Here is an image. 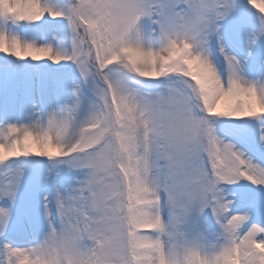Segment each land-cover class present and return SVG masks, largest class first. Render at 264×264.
Listing matches in <instances>:
<instances>
[{
  "label": "snow or ice",
  "instance_id": "1",
  "mask_svg": "<svg viewBox=\"0 0 264 264\" xmlns=\"http://www.w3.org/2000/svg\"><path fill=\"white\" fill-rule=\"evenodd\" d=\"M0 264H264V0H0Z\"/></svg>",
  "mask_w": 264,
  "mask_h": 264
}]
</instances>
